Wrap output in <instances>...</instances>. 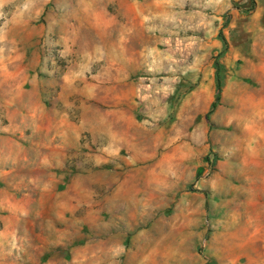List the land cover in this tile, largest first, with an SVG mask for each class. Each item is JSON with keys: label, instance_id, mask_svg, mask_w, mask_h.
I'll list each match as a JSON object with an SVG mask.
<instances>
[{"label": "rangeland", "instance_id": "rangeland-1", "mask_svg": "<svg viewBox=\"0 0 264 264\" xmlns=\"http://www.w3.org/2000/svg\"><path fill=\"white\" fill-rule=\"evenodd\" d=\"M257 46L264 0H0V264H264Z\"/></svg>", "mask_w": 264, "mask_h": 264}, {"label": "trees", "instance_id": "trees-1", "mask_svg": "<svg viewBox=\"0 0 264 264\" xmlns=\"http://www.w3.org/2000/svg\"><path fill=\"white\" fill-rule=\"evenodd\" d=\"M220 90H221V82L219 79V76L217 75V80H216V95H215V101L214 103L211 105V109L208 112V114L206 115V119L208 118V115L213 112V110L215 109V107L217 106V102L220 99Z\"/></svg>", "mask_w": 264, "mask_h": 264}, {"label": "crops", "instance_id": "crops-1", "mask_svg": "<svg viewBox=\"0 0 264 264\" xmlns=\"http://www.w3.org/2000/svg\"><path fill=\"white\" fill-rule=\"evenodd\" d=\"M255 49H261L262 51H264V46H257V48ZM260 70L263 71V67L260 68ZM259 81H261V83L264 85V74H261V77L259 78ZM262 99H264V96L262 97Z\"/></svg>", "mask_w": 264, "mask_h": 264}, {"label": "bare ground", "instance_id": "bare-ground-1", "mask_svg": "<svg viewBox=\"0 0 264 264\" xmlns=\"http://www.w3.org/2000/svg\"><path fill=\"white\" fill-rule=\"evenodd\" d=\"M251 131H252V130H250V129H248V130L246 129V130L244 131V136H243V137H247V138H248L249 136H251V133H252Z\"/></svg>", "mask_w": 264, "mask_h": 264}]
</instances>
